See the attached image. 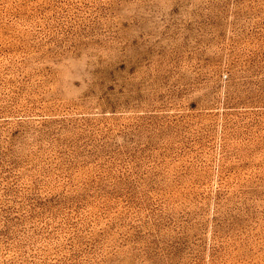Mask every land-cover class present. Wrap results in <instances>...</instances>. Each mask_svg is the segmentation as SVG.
<instances>
[{
    "label": "rangeland",
    "instance_id": "obj_1",
    "mask_svg": "<svg viewBox=\"0 0 264 264\" xmlns=\"http://www.w3.org/2000/svg\"><path fill=\"white\" fill-rule=\"evenodd\" d=\"M0 264H264V0H0Z\"/></svg>",
    "mask_w": 264,
    "mask_h": 264
}]
</instances>
